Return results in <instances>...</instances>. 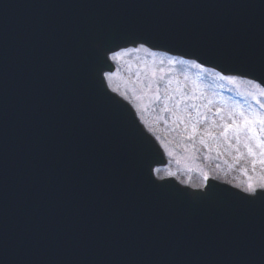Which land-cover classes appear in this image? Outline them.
<instances>
[{
	"label": "water",
	"instance_id": "95a60500",
	"mask_svg": "<svg viewBox=\"0 0 264 264\" xmlns=\"http://www.w3.org/2000/svg\"><path fill=\"white\" fill-rule=\"evenodd\" d=\"M138 45L264 86V0H0V264H264V200L157 181L101 86Z\"/></svg>",
	"mask_w": 264,
	"mask_h": 264
},
{
	"label": "snow or ice",
	"instance_id": "6c2138e0",
	"mask_svg": "<svg viewBox=\"0 0 264 264\" xmlns=\"http://www.w3.org/2000/svg\"><path fill=\"white\" fill-rule=\"evenodd\" d=\"M128 42H140L142 44L145 41L130 39ZM131 51L133 49L113 52L111 46L100 48L98 50L99 66L97 68V75L103 70V65L107 62L109 52H113L111 59L117 61ZM135 51H142L149 56L155 57V53L150 52L149 49L144 47L137 48ZM184 55L187 54L184 53ZM166 59L169 65H183L186 63V61L176 57H166ZM153 63H155V60H153ZM160 63L163 64L164 61L161 60ZM190 67L198 70L196 76L191 79L190 92H186L178 81L177 87L173 88V80H165L163 74L157 77L155 70L151 72L149 83L141 89V92L144 94L150 93L151 99L162 102V111L170 112L174 117V123L184 126L185 133L190 129L191 134L187 136V139L192 140L199 134V126L206 125L203 132V136L206 139L202 138L200 141L205 147H208L207 140L215 141L218 145L223 140L231 148L233 145L230 141L235 139L236 150L239 151V146L242 143L243 147L247 150V155L252 158L253 169H255L257 164L264 166V86L261 83H257L253 78L242 79L241 77L243 75L235 69H224L223 71L237 73L239 75H224L221 71L211 72L198 63H192ZM183 76L184 81L188 82V74L183 73ZM209 76L211 77V82H208ZM106 78L110 81L112 76L108 75ZM161 82H163L162 87ZM100 83L103 86V79H101ZM217 87L228 91L234 90L235 94L239 96V99L233 100L232 97L225 98L214 90L209 92V90ZM112 91L115 92L116 89H112ZM104 96L113 103L123 107L119 101L111 96H107V93H104ZM196 100L200 102H192ZM209 112L212 113L211 118L208 116ZM132 124L135 126L134 117ZM135 128L139 130L147 146L146 151L139 159L146 163L151 148V141L144 135L142 130L137 127ZM214 129H219V131L215 132ZM157 139L159 138L157 137ZM169 175H174V173H169ZM208 179V175L204 174L205 186L207 187L206 191L191 192L186 193V195L199 193L204 197L209 196ZM148 181L157 187L165 185L156 184L151 179V175L148 176ZM242 192V198L245 201L264 200V177L256 183L249 180L242 188Z\"/></svg>",
	"mask_w": 264,
	"mask_h": 264
},
{
	"label": "rangeland",
	"instance_id": "374dc122",
	"mask_svg": "<svg viewBox=\"0 0 264 264\" xmlns=\"http://www.w3.org/2000/svg\"><path fill=\"white\" fill-rule=\"evenodd\" d=\"M166 57L168 56L157 53L155 57H152L133 49L117 61H113L110 57L115 71L110 74L112 76L110 81L106 78L109 74L105 75L109 90L129 103L148 133L155 139L159 138L157 140L165 153L168 165L165 168L156 169L155 177L158 180L171 178L181 185L201 189L205 185L204 174H207L209 179H214L240 191L249 180L253 183L260 181L264 177V166L257 164L253 169L252 158L247 155V150L242 143L239 151L236 150L235 139L230 141L233 145L231 148L223 140L219 142V145L215 141L207 140L208 147H205L200 141L202 138L206 139L203 136L206 125L199 126V134L192 140L187 139V136L191 134L190 129L185 133L184 126L174 123V117L170 112L162 111V102L151 99L150 93L141 92V89L149 83L153 70L156 71L157 77L163 74L165 80L172 79L173 88L177 87L178 81L186 92L191 91V79L196 76L198 70L190 67L191 62L183 65H169ZM161 60L164 61L163 64L160 63ZM183 73L188 74V82L184 81ZM208 82H211L210 76ZM162 86L163 82H161ZM112 89L116 91L113 92ZM213 90L225 98L239 99L234 90L228 91L217 87L209 92ZM192 102L199 103L200 101ZM208 116L211 118L212 113L209 112ZM214 131L218 132L219 129H214ZM169 173H174V175L170 176Z\"/></svg>",
	"mask_w": 264,
	"mask_h": 264
}]
</instances>
